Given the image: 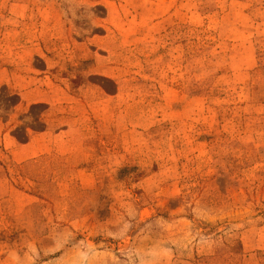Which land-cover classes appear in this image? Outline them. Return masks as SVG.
<instances>
[{
    "label": "rangeland",
    "instance_id": "rangeland-1",
    "mask_svg": "<svg viewBox=\"0 0 264 264\" xmlns=\"http://www.w3.org/2000/svg\"><path fill=\"white\" fill-rule=\"evenodd\" d=\"M0 264H264V0H0Z\"/></svg>",
    "mask_w": 264,
    "mask_h": 264
}]
</instances>
